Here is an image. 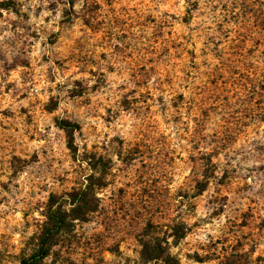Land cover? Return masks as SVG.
Wrapping results in <instances>:
<instances>
[{
	"label": "rangeland",
	"instance_id": "obj_1",
	"mask_svg": "<svg viewBox=\"0 0 264 264\" xmlns=\"http://www.w3.org/2000/svg\"><path fill=\"white\" fill-rule=\"evenodd\" d=\"M9 1L0 264L35 248L50 196L68 222L40 264H143L155 236L180 264H264V92L217 77L226 51L263 65L264 0Z\"/></svg>",
	"mask_w": 264,
	"mask_h": 264
},
{
	"label": "trees",
	"instance_id": "obj_2",
	"mask_svg": "<svg viewBox=\"0 0 264 264\" xmlns=\"http://www.w3.org/2000/svg\"><path fill=\"white\" fill-rule=\"evenodd\" d=\"M10 2L9 0L0 1V7L8 8ZM220 60L217 77H222V80H227L231 85H234V88H237L235 90V96L239 101L240 99L242 100L244 93L247 95V93L264 92V61L262 66L254 65L250 67L245 66L242 60L237 59V64L235 57L231 55L230 51L221 53ZM225 70L228 72V76L223 78L224 74H226ZM233 74H236L238 77H233ZM228 105L229 103L226 101L222 104V107L225 108ZM260 105L261 103L258 102L255 106ZM262 106L259 112H264V102ZM249 107H252V105H249ZM55 124L65 132L67 138L66 145L72 150L74 148V132L79 125L65 118H56ZM78 200V202L83 201V198L80 197ZM54 202L53 196H50L43 209L44 219L37 235L36 246L31 253L20 258V264H40L42 259L48 254L49 247L54 241L55 235L65 229L68 222V213L61 205H55ZM185 230V225L181 227L178 225L175 227L173 234L176 235V238H181ZM140 246L139 257L143 264H180L178 259L168 251L164 245V241L156 236L147 240L140 239Z\"/></svg>",
	"mask_w": 264,
	"mask_h": 264
}]
</instances>
